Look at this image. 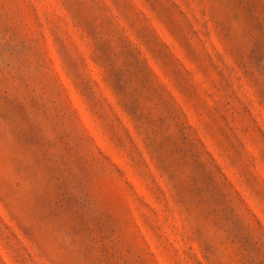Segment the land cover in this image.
Listing matches in <instances>:
<instances>
[{
    "label": "rangeland",
    "instance_id": "obj_1",
    "mask_svg": "<svg viewBox=\"0 0 264 264\" xmlns=\"http://www.w3.org/2000/svg\"><path fill=\"white\" fill-rule=\"evenodd\" d=\"M206 2L213 0H0V37L21 40V46L0 45V193H8L0 195V246H20L26 264H162L161 253L189 246L196 264H264V204L247 191L231 162L236 149L264 143V87L236 75L205 47L203 29L214 15L200 7ZM215 2L226 10L220 22L225 33L238 26L254 42L252 59L264 66V0ZM93 40L99 57L112 58L120 71L119 87L140 83L130 107L138 110L145 95L147 125L170 133L153 141L156 151L180 153L190 162L191 184L178 186L177 198L198 241L189 238L170 193L157 190L167 184L127 117L106 148L125 173L127 221L118 207L98 212L60 182L30 109L38 111L39 99L50 100L63 81L93 130L66 76L70 60H90ZM137 146L144 164L136 162ZM201 152L248 201L240 209L245 219L228 203Z\"/></svg>",
    "mask_w": 264,
    "mask_h": 264
},
{
    "label": "clouds",
    "instance_id": "obj_2",
    "mask_svg": "<svg viewBox=\"0 0 264 264\" xmlns=\"http://www.w3.org/2000/svg\"><path fill=\"white\" fill-rule=\"evenodd\" d=\"M200 7L214 10L211 20L205 17V20H208L203 29L208 33L205 47L215 49V53L236 75L246 77L250 82L264 87V66L257 65L251 57L254 42L246 37L238 26L235 31L225 33L220 22L226 10L215 0L212 3L206 2ZM236 23L233 22L234 25ZM212 25L214 28L211 27ZM0 45L21 46V40L19 37L12 38L11 34H8L0 37ZM187 47L191 55L197 57L191 42ZM91 48L90 60L82 55L70 60V68L66 69V76L72 92L86 105L93 130L89 131L80 108L73 104L69 88L63 81H57L50 100L39 99L41 107L38 111L30 109L32 121L41 130V135L48 145L52 163L59 170L58 174L62 173L60 182L67 183L70 195L80 201L90 202V207L98 212L110 207H118L121 217L127 221V209L121 195L125 173L118 163L113 162L106 150L109 142L117 140L114 135L116 125L123 126L124 117H127L133 124L137 136L143 139L144 149L152 157L159 175L167 184V189H160L157 185V190L161 194L165 191L170 193L171 199L181 210L185 223L190 228L189 238L197 240L193 232L192 219L185 211V205L177 198L178 186L191 184L190 162L186 163L180 153L168 155L156 151L153 141H158L170 133L154 130L147 125L145 118L150 112L145 107L149 100L145 95L139 96L138 110L134 111L130 107V97L140 88V83L136 82L125 90H119L112 76V64L99 57L94 40ZM195 62H200L199 57ZM120 66L121 64L116 65L117 68ZM30 98L31 96H28L23 101L28 103ZM125 131H128L127 127ZM128 139L132 140L133 144L136 143L131 134ZM119 146L124 147L122 138L119 139ZM136 152L139 153V160L136 162L144 164L143 152L139 146L136 147ZM133 159L136 160V157ZM202 160L213 172L228 203L245 219L240 209L247 208L248 201L239 197V192L235 190L222 170H214L209 166L203 153ZM231 162L233 168L246 182L247 191L264 204V143L245 148L243 151L236 149ZM153 182L155 183V178ZM0 195L7 197V190L5 189ZM261 219H264V216ZM134 252L137 253L135 249ZM161 254L164 256L162 264H196L191 246L181 247L180 251L171 250ZM0 264H26V252L14 243L0 246ZM151 264H157L155 259Z\"/></svg>",
    "mask_w": 264,
    "mask_h": 264
},
{
    "label": "trees",
    "instance_id": "obj_3",
    "mask_svg": "<svg viewBox=\"0 0 264 264\" xmlns=\"http://www.w3.org/2000/svg\"><path fill=\"white\" fill-rule=\"evenodd\" d=\"M121 50H125V46L124 45H121L120 47H119ZM109 59V58H108ZM112 58H110V60H109V62L112 64L113 62H112V60H111ZM113 66V72H112V76H113V79H114V81H115V84H116V87L119 89V90H125V84H124V88H121V87H119V85H120V83H121V81H119V80H117V78H120V71L119 72H115V68H114V64L112 65Z\"/></svg>",
    "mask_w": 264,
    "mask_h": 264
}]
</instances>
